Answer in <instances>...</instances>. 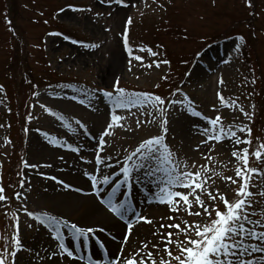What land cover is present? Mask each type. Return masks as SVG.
I'll return each instance as SVG.
<instances>
[{
  "label": "rangeland",
  "instance_id": "rangeland-1",
  "mask_svg": "<svg viewBox=\"0 0 264 264\" xmlns=\"http://www.w3.org/2000/svg\"><path fill=\"white\" fill-rule=\"evenodd\" d=\"M128 1L129 6L125 8L115 3L102 4L100 0H0V82H6L10 87L9 99L0 89V184L5 189L4 195L9 198L0 201V236L4 237L0 239V252L5 248L14 250L13 217L18 216L20 238L25 250L18 253L17 264H60L57 259H48L51 237L41 225L27 216L25 207L28 211H46L79 223L82 219L80 215L54 209L53 201L59 190L56 188H65L58 181L95 194L96 189L91 187L83 173L95 174L102 179L100 171L94 173V169L104 171V165L97 166L94 159L98 141H89L86 133L98 138L111 122L109 100L99 97L97 92L88 106L81 105L68 98L75 95L84 99L81 93L74 92L72 87L61 88L60 85L111 90L115 80L119 79V86L129 92L160 93L166 100H183V105L176 104L171 108L162 106L167 108L169 120L166 143L174 159L183 162L182 169L184 163H187L188 170H201V165L209 167L211 171L207 175L215 181L214 184L212 181L209 183L213 188L219 187L230 200L237 199L236 189L239 185L231 184L224 177L235 178L236 168L243 167V161L233 157L232 152L237 147H248L253 153L264 143V0H251L252 7H248L247 0ZM164 1L165 4H162ZM97 13L102 15L98 16ZM129 17L132 18L131 25L127 26L131 57L124 47L122 35ZM234 34L238 36L212 43L216 37ZM239 36L245 38L243 42L237 39ZM73 40L80 43H73ZM93 43L100 47L92 49L83 46ZM140 48L145 51H139ZM148 49L158 55H151ZM240 51L246 55V65L241 63ZM20 55L19 63L11 64L13 56L20 58ZM137 55L142 56L143 61L133 58ZM164 60L169 63H162ZM156 63L160 66L156 67ZM148 64H152V67H147ZM221 77L223 84L219 83ZM253 80L255 83H252ZM33 93L39 95L34 96ZM218 93L224 96L225 103L220 101ZM185 94L205 116L215 118L220 115L225 126L235 124L241 128L245 125L250 127L251 136L240 132H237V136L251 139V145L235 146L228 139L202 145L207 137L200 134L199 129L205 127L206 122L201 117L189 114L185 107L188 104V100L184 99ZM233 100L236 104L230 106ZM42 104L64 115L74 130L66 128L64 123L45 111ZM241 107L254 113L251 119L243 115L239 110ZM146 111L154 112L153 123L145 122L153 119L141 115ZM29 114L31 120L28 119ZM117 114L127 119L121 121L123 128H114V134L105 138L106 149L100 155L111 156L107 161L109 164L120 162L122 156L135 150L142 141L161 134L162 117L155 109L132 108L131 112L125 109ZM73 118L82 119L87 131L79 129ZM19 121L22 126L28 123L31 131L23 135ZM45 132L56 138L61 146L49 143ZM5 140L11 143L6 144ZM68 144L79 151L68 149ZM197 145H201L198 151ZM30 146H37V154L30 152ZM210 148H214V151L209 153ZM206 154L211 156L210 160L204 158ZM74 156L79 159V168L70 161ZM25 161L42 167H28ZM83 164L85 167L82 168ZM193 164L195 169L192 168ZM249 166L264 171V157L257 161L254 155H250ZM38 171L43 175L36 176ZM133 173L136 176V172ZM15 180L18 187L12 191ZM251 185L250 191L254 195L249 197L253 201L249 211L257 212L252 219L264 220V216L260 215L264 211V196L259 195L264 191V177L253 175ZM18 192L21 193L19 198L16 196ZM141 193L140 190L136 192L140 199L138 208L154 223L142 222L137 233L147 232L150 242L155 240L159 243V236L154 237L152 233L161 223L173 221L161 220V216L169 214L166 206L149 203ZM202 198L207 199L206 196ZM181 215L189 221L199 219L183 212ZM126 220L137 223L135 217ZM86 223L92 225L89 221ZM29 224L33 226L29 227ZM99 226L108 227L103 224ZM122 226L118 229L119 233L123 231ZM109 245L114 252L120 247L113 241ZM140 247L142 244L134 243L127 250L128 254ZM36 253L45 259L39 260ZM92 255L101 262V252ZM81 264L87 263L83 261Z\"/></svg>",
  "mask_w": 264,
  "mask_h": 264
},
{
  "label": "snow or ice",
  "instance_id": "snow-or-ice-1",
  "mask_svg": "<svg viewBox=\"0 0 264 264\" xmlns=\"http://www.w3.org/2000/svg\"><path fill=\"white\" fill-rule=\"evenodd\" d=\"M100 3H107L109 5L115 3L117 5L128 7L129 4L126 0H100ZM248 7H252L251 0H247ZM77 11H85V9H74ZM63 11V9L61 10ZM91 11V9H87ZM97 15H102L97 13ZM111 15V13H109ZM132 18L129 17L126 21V27L123 35L124 47L127 49L129 56H132V49L129 47L128 42V25H131ZM106 31L109 29H105ZM58 35V33H56ZM68 39V37H65ZM243 42L244 37L239 36L237 38ZM73 43H80L73 40ZM86 48H99V44H84ZM239 44L237 49H239ZM139 51H145L144 48H140ZM151 55L156 56L158 53L152 52L148 49ZM135 60L143 61L142 56H134ZM230 61H226L229 63ZM162 63H169L167 60ZM131 65V59L129 60ZM160 64L156 63V67ZM147 67L151 68L152 64H148ZM131 67H129V71ZM167 79V77H164ZM220 84L224 83L223 77H221ZM255 83V80L252 81ZM119 79L115 80L111 90L108 89H80L75 88L72 85H60L59 87H72L74 92L81 93L85 98L79 99L78 96L68 97L72 100H78L82 105L88 106L95 95L99 92L103 98L109 100L111 105V122L108 123L106 129L100 135L98 140V151L95 153V163L97 166L105 165L111 168L112 165L107 161L111 159V156H101L100 153L104 152L107 145L105 139L109 135L114 134L113 129L116 127L123 128L124 125L121 121L126 120V116L118 115L119 110H128L131 112L132 108H151L159 112L162 117L161 120V134L150 137L142 141L137 148L132 151L127 157H125V164H122L119 172L114 173L116 177L123 176V180H113V173L104 174L101 169L99 170L102 179L98 178L95 174H84L88 176L91 182V187L96 189L95 195L100 197V204L103 205L114 216L124 219L127 212L131 210L129 201L132 196L131 188L132 183H129L133 179L132 173H142L147 183L154 185V188L149 189L152 196L148 200L149 203L155 202L157 205H165L168 210V215L161 216V220L173 221L172 223H161L157 231L153 232L154 237L159 236L160 242L155 240L149 241L147 238L142 242V247L138 250H133L130 254L126 255V249L121 247L116 253H110L111 259L109 264H264V231L258 229H264V220L252 219L257 215L255 211H249L253 207V201L249 199L254 193L250 191L251 180L253 175L264 177V171L258 168H252L249 166V156L254 155L257 161H260L264 157V143H262L253 153H250L248 147L240 149L236 148L232 152V156L238 161H243V167H237L235 171V178L224 177L226 181H230L231 184H238L236 189L237 199L230 200L225 193H222L219 187L213 188L212 184L215 181L211 176L207 175L211 169L206 165H201V170H188L187 163H184L183 169L181 163L174 159V154L166 143V137L169 131V120L167 118V108L162 107L167 105L168 108L174 107L176 104L183 105V100L165 99L160 95L149 92H129L126 89L119 86ZM51 87V86H50ZM158 88L159 85H156ZM2 89V86H0ZM179 91V89L177 90ZM34 96L39 95L33 93ZM50 95H57L56 93H50ZM175 95V93H173ZM218 97L222 103H225V98L222 94L218 93ZM184 99L188 100V104L185 106L189 111V114L201 117L206 126L200 128V134L207 138L202 141V145L210 144L215 141L220 143L225 139L232 140L235 146L239 145H251V139L241 138L237 136V132L246 133L247 136H251L252 129L245 125L244 127H237L235 124L225 126L223 124V118L217 115L215 118L205 116L203 113L196 111L192 107V101L185 94ZM236 101H231L230 106H234ZM45 108L50 115L55 116L58 120L64 123L65 127L72 129V125L68 122L67 118L57 112H54L51 108H47L45 105H41ZM255 108V105L252 106ZM245 117L251 119L254 113H249L244 110L243 107L239 109ZM135 115V113H133ZM141 115L152 117L153 119L146 120V123H153L155 115L153 111L142 112ZM32 119L31 114L28 117ZM137 119V123H139ZM76 124L80 128L87 131L86 125L80 120H76ZM2 127V125H0ZM199 128V126H197ZM235 129V130H234ZM74 130V129H72ZM27 132L28 129H25ZM39 131V129H38ZM44 136L48 139V142L54 146H61L58 140L49 136L48 133H44ZM6 144H10V140H5ZM67 147L75 152H78V148H74L71 144ZM201 145H197V151ZM214 151V148L209 149V153ZM242 153V154H241ZM206 160H210V155H205ZM134 161V163H133ZM26 166L32 168H39L42 165L28 164L24 162ZM51 165H47L50 167ZM2 167V165H0ZM195 164L192 168L195 169ZM43 175V173H41ZM52 179H56L52 177ZM141 177L137 175L135 182H140ZM65 188H71L70 184H66L64 181H58ZM121 184H127V191L122 193V199H117V192ZM99 185H109L110 192L107 193V199L104 198L105 193L102 187ZM114 185V186H113ZM24 186V182H21V187ZM255 186V185H251ZM80 191L81 189H76ZM5 189L0 184V201H6L9 198L4 195ZM259 195L264 196V191H261ZM17 198L21 196V193H16ZM206 196L207 199L202 198ZM191 197V199H190ZM25 213L28 217L32 218L39 225L55 232L56 235L53 239L57 241L58 251H52L48 256L51 260L53 257L59 255L60 257H67L71 260H82L83 255H80V248L71 246L65 242L62 237L70 238L71 240L86 237L87 234H95L97 231L92 227L84 228L79 226L75 222L63 218H57L54 215L44 212H32L28 211L25 207ZM186 213L187 216L197 217L199 219L189 221L184 219L181 213ZM7 215V213H6ZM264 216V211L260 213ZM15 231L12 236L14 250L9 251L7 248L3 252H0V264H17L18 253L25 250L20 238V222L19 217L14 216ZM137 223L133 224L130 221L126 222V234L121 237V243L127 245L130 237L133 235V230L141 222L144 221L148 224H153L154 221L149 219L147 215L136 214ZM29 224V227H32ZM62 229H68L70 232L67 234ZM168 229H171L169 231ZM103 227L99 228V232H104ZM4 237L0 236V239ZM115 239V237H113ZM249 241H256V243H249ZM85 249L87 245H84ZM31 251V250H29ZM260 254V255H257ZM36 257L43 261L45 257L40 256L39 253L35 254ZM11 257V261H9ZM167 257V258H166ZM89 264H100L99 260L93 261L92 256L88 257Z\"/></svg>",
  "mask_w": 264,
  "mask_h": 264
},
{
  "label": "bare ground",
  "instance_id": "bare-ground-1",
  "mask_svg": "<svg viewBox=\"0 0 264 264\" xmlns=\"http://www.w3.org/2000/svg\"><path fill=\"white\" fill-rule=\"evenodd\" d=\"M67 105H71V103H67ZM77 109V108H76ZM29 124L24 123L23 124V132L27 133L28 131L30 132L31 130L28 129ZM25 129H28L26 132ZM31 153L37 154V146H30ZM45 151H42L41 153H44ZM40 153V151H38ZM55 160L52 158V161ZM58 161V160H57ZM42 162H47V161H42ZM54 162V161H53ZM57 167V166H56ZM66 170V169H65ZM58 172H60V169H58ZM61 173H65L64 171H61ZM41 171H38L36 173V176L40 177ZM57 187L56 185H53V187ZM58 190L57 193V198L54 199V209L57 211V209L63 211L64 213H71V214H76L80 215L82 218L79 223L76 221H73L77 223L79 226L88 228V227H102L99 225H106L108 226L107 228H112L114 229L115 232H118V228H120L119 223H117L111 216L108 214L95 200L92 196L90 195H80L78 193H74L71 191L64 190L61 187H57ZM94 201V202H93ZM87 221L92 223V225H86ZM85 222V224L83 223ZM96 225V226H95ZM104 229H107L103 227ZM138 228L134 229L133 235L130 237L129 242H134L137 244H142L145 238H147V232L143 234H138ZM146 235V236H144ZM136 236V237H135ZM144 236V237H143ZM135 237V238H134ZM100 239V238H99ZM102 240V239H101ZM133 240V241H132ZM130 248V246L127 244L125 249H126V255H128L127 249ZM55 251V249H53ZM73 264H79L77 260H71Z\"/></svg>",
  "mask_w": 264,
  "mask_h": 264
}]
</instances>
